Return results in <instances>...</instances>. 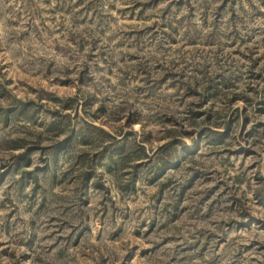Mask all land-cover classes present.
<instances>
[{"label":"rangeland","instance_id":"1","mask_svg":"<svg viewBox=\"0 0 264 264\" xmlns=\"http://www.w3.org/2000/svg\"><path fill=\"white\" fill-rule=\"evenodd\" d=\"M0 264H264V0H0Z\"/></svg>","mask_w":264,"mask_h":264},{"label":"trees","instance_id":"2","mask_svg":"<svg viewBox=\"0 0 264 264\" xmlns=\"http://www.w3.org/2000/svg\"><path fill=\"white\" fill-rule=\"evenodd\" d=\"M198 112L199 111H194V110L191 109L190 116L193 117L195 115H198L199 114ZM122 147L124 148L123 143H119V144L116 145V150L119 151L118 154H121L120 151L123 150ZM136 148H137V150L140 153L139 154V158L145 156V158L148 159V156H147V154L145 152L144 146H142V145L141 146H138L137 145ZM119 149H121V150H119ZM160 149L161 150L159 152H163L164 151V154H162L161 156H159L158 157V160H156L157 163H158V165H159V169H157V171H159L160 173H162L163 167L165 168L167 165H170V166L171 165H174V166H176L183 158H186L187 156H189L190 154H192V151H190L188 147H184V148H182L180 150L178 148V142L177 141H174V140H170V141L164 143L161 146ZM105 150H107V149H105ZM108 158H109V161H111L112 165L113 164L115 165V164H117L119 162L118 159L117 160L114 159L111 154H108Z\"/></svg>","mask_w":264,"mask_h":264}]
</instances>
